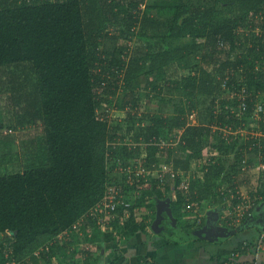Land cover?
Masks as SVG:
<instances>
[{"label":"trees","instance_id":"1","mask_svg":"<svg viewBox=\"0 0 264 264\" xmlns=\"http://www.w3.org/2000/svg\"><path fill=\"white\" fill-rule=\"evenodd\" d=\"M113 1L38 0L29 3L26 0L20 4L18 0H0V67L27 63L31 67L32 77H35L31 80L34 81V88L32 91L27 90V93L28 80H13L14 84L19 83L22 89L21 92L15 91V94L19 93V96H15L16 102H20L18 98L25 94L27 108L25 120L19 119L16 125L9 126L10 129L16 130L19 124L41 121L43 130L38 127V132L42 131L43 136L39 138L28 135L26 143L31 153L27 154L36 156L42 151V146H45L48 152L42 165H28L20 171L0 173V264H11L13 260H20L21 264H39V260L50 261L57 253L67 248V243L73 240L75 232L77 235L85 232L88 240L99 242L97 235L100 230L104 240L110 243L106 247L105 264L121 263L129 252L124 251L127 247L125 242L111 243L114 237L118 234L133 236L140 229H146L144 223L135 222L133 213L138 200L136 196L130 195L133 202L131 215L125 224L114 221V226L111 225L113 229L110 226L104 228V224H101L97 217L100 212L97 210V214L92 213L94 206L103 198L112 182H117L124 191L127 189L130 193L133 188L139 186H125L127 175L121 168L128 166L137 170L142 165L148 171V180L142 179L140 182L142 201L153 196L167 197L173 187L167 185L166 194L158 189L161 180L159 175L155 176L153 172L163 163L170 166L172 160L164 158L163 151L166 148H162L156 141L159 138H167L171 130H182L181 142L184 144L177 154L176 162L187 171L193 161L189 157L190 153H194L196 157L203 147V136L212 132V128L206 125L189 123L186 108L182 107L177 112L158 117L147 131L142 132L150 142L147 145L149 153L145 158H140L139 146H122L119 143L121 139H125L123 134L118 135L113 131L109 119L100 117L98 113L101 100L98 98V91L108 77V58L104 59L100 71L94 72V69L98 68L94 52L98 49L102 37L98 31L100 27L108 29L119 24L120 14H128L125 31L130 37L124 40L118 51L119 54H125L130 46V61L126 64V61L119 57L117 69L120 71L126 66L127 81L135 80V85L139 86L140 81L136 78L146 69L147 72L157 71L160 74L173 63L184 61L187 66L195 54L207 45L211 46L209 52L202 56L206 63L214 64L215 71L201 68L198 74L183 79L190 90L213 95L212 121H215L219 128L223 127L226 117L231 114L227 110L225 114V109L218 108L220 104L216 101L218 89L224 86L223 82L227 77L225 72L229 76L232 74V79H236L235 72L242 71L244 82L252 93L264 94V0H216L213 5L195 0H156L152 4H146L144 10L141 5L145 4L146 0H116V3ZM236 3H244V8L249 7L251 16L248 18L244 15V12H241L244 9L242 7L240 11H236L233 7ZM84 5L88 8V13L92 14L90 19L95 27L93 31H88V22L85 20L88 13L84 12ZM260 12L262 16L258 15ZM162 18L164 20H161ZM210 26L212 29L209 31ZM235 27L247 29L239 32ZM248 28L252 31L248 32ZM258 29L262 30L259 36L255 34ZM107 31L105 37L120 38L121 29L114 33ZM186 37H192L194 40L176 46L172 44L173 41ZM206 37L209 39L207 42L203 41ZM238 42H242L241 45H249L241 50L247 51L246 54L239 52L234 58L220 57L218 48H227L230 45L232 51L242 49H238ZM257 61L259 65L255 66L254 62ZM217 71L222 74L221 77L215 74ZM150 84L157 87L156 81L151 80ZM170 85L179 87V82H170ZM111 86L118 87V83L110 82L106 90L110 91ZM254 96L257 99L255 93ZM118 102L121 103L118 107L122 109H126L128 104L130 107L132 104L138 107V99L133 91ZM251 107H254V102ZM245 115L244 118L249 117L247 115H250V112ZM137 116L138 112L130 113V119ZM233 119L239 121V118ZM260 123L264 131V117ZM6 137L9 139L8 135ZM137 139L139 140V137ZM263 140L264 135L240 144L235 154L239 167H242L241 163L245 157L250 165L256 164L254 153L264 149ZM235 144L237 142L218 147L234 149ZM183 148L189 151L188 156ZM222 169V166L207 168L203 183L197 184L199 180L190 181V200L184 201L181 195L175 200L171 213L179 221L184 239L187 235L197 233L189 229V203L211 199L214 204L225 202L227 195L219 192L217 184ZM235 171L234 166L223 180L230 182L232 172ZM183 177L177 176L174 179L167 172L164 184L167 179H174L177 180L176 185H183ZM237 201L238 198L235 202ZM167 209L166 206L163 211ZM163 215L162 220L165 221L161 223V220H158L157 223L161 231L163 227L167 231L168 223H172V219L168 211ZM103 216L100 214V217ZM168 230L177 234L174 226ZM66 231L68 234H65ZM12 232L14 234L10 237ZM259 234L255 239L240 243L241 245L238 244L229 252L239 253V256L248 255ZM65 235L67 240L62 242L61 239ZM170 242L176 244L179 241L169 239ZM87 253L89 262L95 256L92 249ZM234 258L229 264H248L255 260L252 258L248 262L237 263L238 258ZM143 264L150 263L145 261Z\"/></svg>","mask_w":264,"mask_h":264},{"label":"rangeland","instance_id":"2","mask_svg":"<svg viewBox=\"0 0 264 264\" xmlns=\"http://www.w3.org/2000/svg\"><path fill=\"white\" fill-rule=\"evenodd\" d=\"M26 0H18V3L22 4ZM30 2H37L38 0H27ZM45 1V0H43ZM49 1V0H46ZM84 0H82L83 2ZM156 0H146L145 4L141 5L142 10L145 9L146 4H152ZM195 1H203L205 4L213 5L216 0H195ZM116 3V0L113 1ZM244 3H236L233 5L234 9L236 11H240L242 5ZM246 4V3H245ZM117 5V4H115ZM85 7L86 13H88V8ZM244 8V7H242ZM246 11V12H245ZM263 11V10H262ZM241 12H244V15L248 16V18L251 16L252 12L248 8H244L241 10ZM264 12V11H263ZM125 13V12H124ZM143 13H141L142 15ZM264 14V13H263ZM91 13H88L85 17V20L88 22V31H93L95 28L93 26V20H91ZM259 16H262V13L260 12L258 14ZM128 14H120L119 15V24L110 26L108 29L101 28L100 27V33L102 37L100 38V45L96 52H94V55L96 57V66L98 65V68L94 69V72L100 71V66L104 63V59L108 58L107 60V79L104 81V85H101L99 88V97L101 100L99 102L98 107V113L100 117H107L109 119L110 127L113 131L117 132L118 135L123 134L125 139L120 140V144L122 146H132L137 145L140 147V158H145L148 153L149 149L147 148V145L150 144V142L147 141L145 132L148 130V127L152 126L154 123V120L158 117L166 116L172 112H177L180 108L185 107L187 116H188V122L191 124H202L203 126L206 125L207 127L212 128V132L205 133L203 136V147L200 149L198 154L195 157L194 153H190V158L193 159L191 167L189 170H185L184 168L179 167L177 164V154L180 152V149L182 148V145L184 144L181 142V133L182 130H171L169 132V136L165 139L168 142V146L166 147L165 151H163L164 158L166 160L171 159V163L169 166V170L179 171L181 170L184 174V177L182 181L189 182L191 180H199L197 184H201L204 182L206 177V171L207 168H211L213 166H217L220 168V166L223 167L221 171L220 178L218 179L217 184L219 192L227 195V198L224 203H221L220 205L214 204V200H205L202 201L201 204L203 207L198 208V205H191L188 209V221L190 222L191 226H189V229L192 231L199 230L198 227H202L204 225V221L202 220L203 217H206L204 215L205 210L208 209V204H212V208L214 209L212 212L216 215V217L219 215L221 223H219V230L222 235L224 232H229L230 226H227L228 220V214L235 213L239 210L238 203L242 202V200H246L242 206H249V204H254V206L257 205L256 209H258L260 206H264V198H262L261 193L264 197V149L257 151L254 153V160L256 164L253 166L250 165H244L242 164V167H239V163L235 161L236 157L235 154L237 150L240 148V144L247 142V140L252 139L253 137H260L264 135V131L262 130V125L260 123L261 119H259L255 114L247 115L246 119L244 120L239 119L238 120H232V118L235 116L233 112H231L230 116L226 117V121H224L225 124H223V127H220L216 124L215 121H212V111L214 110L212 107V99L213 95H205L196 93L193 90H190L188 88L187 82L183 79L184 77H187L189 75L194 76L195 74L199 73V70L201 68H207L210 71H215L214 64H208L203 59V54L206 52H209V49L211 46H203V48L198 51L194 59L191 60V63L187 66L185 64L187 62L181 61L178 63H173L166 68H164V72L158 73L157 71H148L146 69L144 72L140 73L137 76V80L140 81V85H135V80L127 81L125 79V68L118 71L117 66L118 61L117 59L121 57L124 61H126V64L130 61V46L127 49V53L125 54H119V48L124 43L125 39L130 37V34L125 31L126 21ZM156 16V14H155ZM161 20H164L162 18ZM122 26V27H121ZM121 34L120 38L113 39L105 37L104 35L107 34V30L110 31V33H114L117 31V29L120 31ZM238 29L239 32L245 31L247 28L242 27H235ZM212 29V26H210L209 31ZM235 29V30H236ZM124 30V31H123ZM237 31V30H236ZM252 31L250 28H248V32ZM262 33L261 29L256 30V35L259 36V34ZM194 39L192 37H186L182 39H178L172 42L174 46L181 45L187 42H192ZM209 40L207 37L204 38L203 41L207 42ZM242 43V42H241ZM240 42L237 43L239 46V50L232 51L230 45H228L227 48H218V51L220 52L221 58H226L228 56H231L234 58L237 54L243 53L246 54V52H242L241 50L246 49L249 45H241ZM212 45V43L210 42ZM242 46V47H241ZM225 49L227 51H225ZM132 50V48H131ZM113 60V61H111ZM258 62V61H257ZM254 62L255 66L259 65V62ZM180 63V64H179ZM242 70V69H241ZM113 72V73H111ZM215 74L219 75L218 77H221L222 74H219L218 71ZM236 79H244V73L242 71L235 72ZM224 75L229 76L227 72L224 73ZM224 75L222 78H224ZM32 78V79H31ZM34 76L32 77L31 74V67L27 63H22L19 65H6L3 67H0V101H2V106H7V111L3 110L0 113L6 115L5 119L6 121L0 122V125L2 124V127H0V173H4L6 171H20L25 169L28 165H42L44 161L46 160L48 152L45 150V146H42V151L40 153L38 152L35 155H29L27 153H31L29 149H27V141H28V135L33 136H43L42 131L38 132V127L42 128V122L36 121L34 123L25 122L24 124H19L18 126L21 127V133H18L17 130L15 133L19 134L20 136L15 135V137H20L19 142L17 143L14 140V136H9V139H7L6 135H10L8 133H4L5 128L10 129L11 123L10 121L13 120L14 114L18 118L17 120H25L26 117V97L25 94L23 97H19L20 102H16L14 97L19 96L18 94H15V91L22 90L21 86L18 84H14L15 81L13 80H28L26 82L28 89H26V93L29 91H32L34 88ZM230 78L232 79V74L230 75ZM220 79V78H219ZM30 80V81H29ZM156 81L157 87H155L153 84H150V82ZM179 82V87H172L170 85V82L177 81ZM117 82L118 87L111 86L110 91L106 90L108 84L110 82ZM18 85V89H17ZM170 85V86H169ZM26 87V88H27ZM188 90H187V89ZM29 90V91H27ZM130 91H133L136 94V97L138 99V107H134L132 104L130 107V104L127 105L126 109L119 108L118 106L121 104L118 101L125 99ZM21 92V91H20ZM257 95V100L262 101L264 103V94L253 92ZM218 99L216 101H219V107L221 109H225L223 112L227 114V111H230L231 106L233 105L232 99L230 98V89L225 86H220L218 89L217 94ZM5 98V101L4 99ZM24 101V102H21ZM5 102V103H4ZM16 102L19 104H16L14 106H10V103ZM193 106V107H192ZM216 108V107H215ZM227 110V111H226ZM138 112L139 116L136 118L130 119V113L135 114ZM192 113H195L194 117H191L190 115ZM146 114H149L150 116H145ZM224 114V115H225ZM1 115V114H0ZM20 116H22L20 118ZM145 116V117H144ZM246 116V115H244ZM1 118V116H0ZM217 120V119H216ZM221 120V119H220ZM238 121V122H236ZM8 122V123H7ZM226 123H229L231 127L226 128ZM3 127V125H7ZM123 137V138H124ZM139 137V140L137 139ZM11 139V140H10ZM40 140V139H39ZM41 141V140H40ZM264 141V140H263ZM234 142H237L235 144V148H228L226 149L223 147V149H220L218 146L224 144H233ZM21 144V145H18ZM40 149V147H39ZM183 150H185L183 148ZM187 156L189 155V151H186ZM42 153V154H41ZM138 156V157H139ZM249 157V156H248ZM140 159V160H141ZM19 161V163H16ZM26 164H25V162ZM29 162V163H28ZM24 164V165H23ZM5 165L7 167H5ZM235 166V172H232V180L229 182L227 180H223V177L228 175L229 172L232 170V168ZM184 170V171H183ZM158 172V173H157ZM155 176H158L160 173L159 166L157 168V171L153 172ZM175 179V178H174ZM167 179L166 183H158L157 188L161 189L165 194L167 192L166 186L169 185L170 187H173L171 190V193L167 195V197H156L153 196L152 198H149L147 200L142 201L141 200V192H142V185L136 186V189H132L130 195L136 196L138 202L136 206V214H134L135 222L137 223H144L146 226V229H140L138 232L141 234L139 236H144L143 234L148 233V227L152 228L151 233H165L166 231L162 228L159 229L158 223H156L157 219L161 220V223H163L162 217L163 214L158 217L160 206L166 205L170 211H172V207L174 206L175 200L179 198L181 195L183 200L186 201V191L183 185H176L177 180ZM217 179V178H216ZM217 181V180H216ZM196 184V185H197ZM195 185V186H196ZM197 187V186H196ZM139 188V189H137ZM244 196V199H243ZM236 198H238V201L235 202ZM153 199V200H151ZM139 204V205H138ZM200 205V204H199ZM196 207L199 209V211L196 210ZM206 208V209H205ZM211 208V209H212ZM216 208V209H215ZM210 209V211H211ZM202 210V211H201ZM202 212V214H201ZM264 214V213H262ZM167 216V215H166ZM174 218V224L175 227L182 232V229H180L179 221L177 218ZM186 217V218H187ZM235 217V216H234ZM185 218V219H186ZM214 219H216L214 217ZM254 219H258V221L262 218L255 217ZM230 222L235 224L237 221L230 220ZM181 225L182 222L180 221ZM226 225V226H223ZM238 224L233 225V230L235 228L240 229L241 226ZM264 226V224H263ZM197 227V228H196ZM200 227V228H201ZM229 229H225V228ZM117 228V227H116ZM202 229V228H201ZM200 229V230H201ZM102 230L99 231L97 235V241L99 242H93L91 240H88V236L86 237V233L83 232L80 235H73V240L67 243V248L64 251H61L57 253L50 261H44L39 260V264H105V252L107 250L108 243L104 240L102 233ZM202 231V230H201ZM143 232V233H142ZM234 232V231H233ZM13 232L11 233L10 237L13 236ZM137 234V233H136ZM126 236L125 234H118L114 237L113 241L111 243H118L122 244L126 241H131L137 238V236ZM173 234V233H172ZM199 233H197L198 235ZM166 235V234H164ZM176 235V234H174ZM201 236L207 237V236H213L212 232L208 234L201 233ZM221 238L222 236L219 235ZM62 242L67 240V235L65 237H62ZM187 239L190 238L189 235L186 237ZM2 239V236L0 235V240ZM246 242V241H244ZM214 243V242H213ZM85 244V245H84ZM66 246V245H65ZM89 249L93 250V261L88 262L89 256L88 251ZM86 250V252L84 251ZM88 256V257H87ZM247 254H245L243 257L239 256L237 257L240 262V258H242V262L244 259H246ZM231 257V255H230ZM97 258V260L95 259ZM235 259L234 257H231L230 260ZM20 261V260H19ZM128 258L125 262L127 264ZM122 262V261H121Z\"/></svg>","mask_w":264,"mask_h":264},{"label":"crops","instance_id":"3","mask_svg":"<svg viewBox=\"0 0 264 264\" xmlns=\"http://www.w3.org/2000/svg\"><path fill=\"white\" fill-rule=\"evenodd\" d=\"M2 91L3 89L1 90V92ZM3 99L5 101V98ZM14 99L16 101L15 97ZM1 102L2 101H0V112L3 110L7 111L8 105L2 106ZM16 104H19V103L12 102L10 103V106H14ZM0 114H1L0 122L6 121L4 120L6 115L2 113ZM16 119L18 118H16V115H15L13 117V120L10 121V123L12 125H16L17 122H19V120H16ZM5 126L6 125H3V127ZM22 127L23 126L21 127L18 126L16 130L5 128L4 133L10 134L8 136H14V140L18 143L20 137H17V136H20V135L15 132L17 130L19 131L18 133L22 132L21 131ZM16 134L17 136L15 137ZM263 182H264V179H263ZM262 198H264L263 195H262ZM244 201L246 200L244 199ZM199 204L200 205H198V208L199 206L200 208L203 207L201 202ZM212 204L211 203L208 204L209 205L208 209L205 210L206 213L204 212V215H202L203 217L207 214L206 217L202 218V220L204 221L203 222L204 225L202 227L200 226L202 229L200 227H198V229H199V232L201 233L204 232L208 234V232L209 233L212 232L213 236L203 237L199 235V236L192 237L191 239L190 238L180 239L179 242L174 244L173 242L169 243V239L171 238H169L168 235L167 236L159 235V232L151 233L152 228L148 227L147 229L148 233L143 234L144 236H139L141 233L137 232V234L135 235L137 236V238H135L134 240L125 242V245L127 247L124 248V251L129 252V253L128 255L124 256L121 263H116V264H125L127 258H128L127 264H143L145 261L146 263H150V264L151 263L152 264H227L229 261L227 262L225 259H227L228 257H230V255H232L229 252L230 250L235 248L238 244L244 243V241L247 242L248 240L251 241L255 239L256 236L259 234V232L264 229V226H263L264 214H262L264 213V206H260L258 209H256L257 205L254 206L255 203L252 204L251 208H249V212L246 214L247 217L246 218L244 217L238 223V225L241 226L240 229L235 228L233 230V227H232L233 225L230 224V222H227L228 224L227 226H230L229 228L232 230H229V232H226V233L224 232V234L226 235H222V233L219 231L221 230L219 229V226H220L219 223H221L222 221H220L219 215L216 217V215L213 214L212 211L214 209L212 208ZM217 205H220V204H217ZM162 208H164V205L162 206ZM198 208L196 207L197 211H199ZM162 212L164 214L167 211L164 210ZM214 217L216 219H214ZM255 217L262 218V219L258 221V219H254ZM231 219L228 217L229 221ZM223 226H226V225H223ZM229 228L226 227L225 229H229ZM195 231H198V230H195ZM219 235H221L222 238ZM255 250L256 248L255 249L251 248L248 251L249 254L246 256L247 258L244 259L243 262L245 261L248 262L249 260H252V258H255V260L257 261V264H264V249H259L258 251H255ZM92 260L93 258L91 259V261ZM240 260L242 262V258H240ZM239 262L240 261L237 260V263Z\"/></svg>","mask_w":264,"mask_h":264},{"label":"built area","instance_id":"4","mask_svg":"<svg viewBox=\"0 0 264 264\" xmlns=\"http://www.w3.org/2000/svg\"><path fill=\"white\" fill-rule=\"evenodd\" d=\"M223 83L225 87L230 89V98L233 102L230 112L234 113L235 118L244 120V115L248 112H250V114H255L259 119L264 117V103L255 98L254 93H252V91L248 88V85L243 79H237L233 81L230 76H227ZM252 102H254L253 108L251 107ZM190 116L194 117L195 113H192ZM228 127L231 126L229 123H226V128ZM156 143L162 148H166L168 146V142L164 137L159 138ZM243 163L244 165H248L247 159H244ZM159 169L160 173L158 177L161 180V183L165 182V174L167 172H169L171 178L184 176L182 171L169 170V165L167 163L161 164ZM121 171H124L127 175L125 180L126 187L132 188L135 184L140 186L142 185L140 183L142 182V179L148 180V171L145 169V167H142V165L137 170L132 169L131 166L122 167ZM183 186L186 191V198L187 200H190L188 195L191 193L189 191V182H183ZM245 202L246 201L242 200V202L238 203L239 210L237 212L228 214V217L230 219L232 218L231 220L237 221L235 224H238L246 216V214L249 212V208L252 206V204H249L247 207L242 206V204ZM189 205L191 206L199 204L197 201H192ZM132 206L133 202L130 200V192H128L127 189L124 191L121 185H117V182H112V185L108 187L103 198L94 206L92 213L95 215L97 214L96 211L98 210L100 213L97 217H99L100 223L104 224L105 229H107L109 226L113 229V226L111 225H113L114 221L118 220L120 224H124L126 219L130 217ZM100 214H103L104 216L100 217ZM105 214H107V216H105ZM230 224L232 223L230 222ZM65 234H68V232L66 231ZM255 248L256 251L259 249H264V230L260 232L252 249ZM231 257H239V253H233ZM11 264H21V261L13 260ZM248 264H257V261L254 260Z\"/></svg>","mask_w":264,"mask_h":264},{"label":"water","instance_id":"5","mask_svg":"<svg viewBox=\"0 0 264 264\" xmlns=\"http://www.w3.org/2000/svg\"><path fill=\"white\" fill-rule=\"evenodd\" d=\"M163 208L160 206V210H159V214H158V217H159V215L161 216L162 214H163ZM167 211H168V214H169V216L171 217V219H172V224H171V226L173 225L174 227H175V224H174V218L172 217V213H171V211H170V209L168 208L167 209ZM159 219V218H158ZM158 219H157V221H156V223L158 222ZM175 230H176V235H174V234H171V233H167L166 235H168V237H170V238H172L173 240H175V241H179L180 239H184L183 237H182V235L183 234H181V233H178V232H180L176 227H175ZM199 231V230H198ZM197 231V232H198ZM194 235H196V234H191V235H189L190 236V239L192 238V237H195ZM200 235H201V232H200Z\"/></svg>","mask_w":264,"mask_h":264},{"label":"clouds","instance_id":"6","mask_svg":"<svg viewBox=\"0 0 264 264\" xmlns=\"http://www.w3.org/2000/svg\"><path fill=\"white\" fill-rule=\"evenodd\" d=\"M245 159H248L247 157H245ZM244 160V159H243ZM244 164V163H243ZM250 164L248 163V165L247 166H249ZM194 201H196V200H194ZM198 204H199V202H197ZM190 204V203H189ZM188 207L190 208V205H188ZM135 214H136V211H135ZM127 219H129V218H127ZM126 219V220H127ZM117 221V223H119V221L118 220H116ZM115 221V222H116ZM125 224V223H124ZM113 226H114V223H113ZM173 227V225L172 226H168V229H171ZM163 228H165V227H163ZM167 229V231L165 232V233H163V235L164 234H167V233H169V232H171L170 230H168ZM181 229V228H180ZM183 230V229H182ZM197 232V231H196ZM178 233H181V232H178ZM197 233H199L198 235H197ZM197 233H195L196 235H194V236H199L200 235V232L198 231ZM159 234H161V233H159ZM170 238V237H169ZM172 239V238H171ZM173 240V239H172ZM231 254H233V253H231ZM232 256V255H231ZM229 259H231V257H228L227 259H225L227 262L229 261L230 262V260ZM228 262V263H229Z\"/></svg>","mask_w":264,"mask_h":264},{"label":"flooded vegetation","instance_id":"7","mask_svg":"<svg viewBox=\"0 0 264 264\" xmlns=\"http://www.w3.org/2000/svg\"><path fill=\"white\" fill-rule=\"evenodd\" d=\"M164 207H166V206L164 205ZM164 221H165V220H164ZM168 224H169V226H171L172 223H168ZM169 233H171V232H169ZM171 234H172V233H171ZM166 236H167V235H166Z\"/></svg>","mask_w":264,"mask_h":264}]
</instances>
